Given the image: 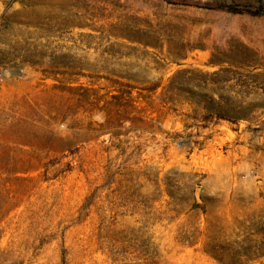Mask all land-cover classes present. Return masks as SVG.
<instances>
[{"label": "rangeland", "instance_id": "rangeland-1", "mask_svg": "<svg viewBox=\"0 0 264 264\" xmlns=\"http://www.w3.org/2000/svg\"><path fill=\"white\" fill-rule=\"evenodd\" d=\"M0 264H264V0H0Z\"/></svg>", "mask_w": 264, "mask_h": 264}, {"label": "trees", "instance_id": "trees-1", "mask_svg": "<svg viewBox=\"0 0 264 264\" xmlns=\"http://www.w3.org/2000/svg\"><path fill=\"white\" fill-rule=\"evenodd\" d=\"M259 3L261 4L262 0H258ZM228 9L231 11V12H241L240 10L241 9H238L237 7H233L232 5L230 7H228ZM247 12L251 13V14H258V12H255V11H250V10H247Z\"/></svg>", "mask_w": 264, "mask_h": 264}]
</instances>
